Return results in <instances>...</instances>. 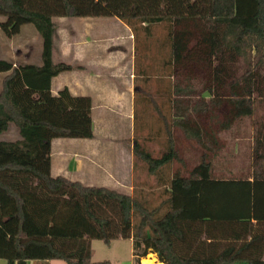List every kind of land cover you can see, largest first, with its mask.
<instances>
[{"label": "trees", "instance_id": "trees-1", "mask_svg": "<svg viewBox=\"0 0 264 264\" xmlns=\"http://www.w3.org/2000/svg\"><path fill=\"white\" fill-rule=\"evenodd\" d=\"M0 16L6 37L19 34L26 24L42 37L40 65L0 58L5 74L0 134L11 124L19 131L18 139L0 140V258L7 264L53 259L111 264L93 260L92 240L109 245L131 238L135 264L149 253L166 264H235L242 259L264 264V167L248 173L252 179L244 174L224 178L215 174L211 159L218 153L217 134L251 116L254 93L264 91V0H0ZM93 16L118 17L132 30L136 22L148 31L152 24L169 23L172 122L208 151L187 172L176 167L170 173L172 163H185L170 126L165 127L168 150L161 156L135 139V160L145 161L155 176L156 191L148 193L158 195L155 207L133 193L51 172L54 139L94 137L91 99L74 96L66 87L52 92L54 77L77 68L53 61L54 18ZM193 79L210 93L208 107L187 100ZM203 106L223 113L217 130L200 119ZM259 136L251 162L256 168L264 159V135ZM236 227L244 230V240L238 246L223 243Z\"/></svg>", "mask_w": 264, "mask_h": 264}, {"label": "crops", "instance_id": "crops-1", "mask_svg": "<svg viewBox=\"0 0 264 264\" xmlns=\"http://www.w3.org/2000/svg\"><path fill=\"white\" fill-rule=\"evenodd\" d=\"M3 20L0 19V21ZM54 21L57 29L54 34L53 61L55 63L64 62L77 68L54 77L52 92L57 94L66 87L74 96H85L91 99L94 137L54 139L51 149L52 175H63L85 185L105 186L132 194L134 188L132 184L130 186L129 177L132 178L135 162L134 102L138 86H135L134 42L129 38H126L125 42V34L133 32L126 23L114 16L55 17ZM22 29L23 26L21 31ZM119 31L122 35H119ZM40 39L41 44L38 45V49H35L33 43H28L23 49L16 48L15 45L14 47L6 45L10 47V51H3L0 45V58L12 60L15 64L40 65L42 63V37ZM4 77L5 74L0 73V92ZM130 100L133 105L129 109L123 104ZM126 123L129 125H125ZM128 126H130L129 137L126 136ZM12 128L19 134L15 126H10L9 130ZM122 128L124 130H121ZM158 134L160 136L161 132L159 131ZM167 139L168 137L165 141ZM147 144H151L150 138L144 137L143 146L146 149ZM172 166L174 170L170 173L175 171L176 161L172 163ZM244 175L252 179L250 175ZM234 176L241 178L240 175ZM124 186H129L130 191L123 190ZM227 234L231 237H224L223 243L238 246L244 240V230L241 228H233ZM250 237L249 235L247 240H250ZM119 239L111 241L109 248L113 249V243ZM125 239L128 242L118 244L110 252L111 257L103 260H108L111 264H135L132 239ZM154 258H156L155 255L150 253L141 258V263L145 264V259ZM55 260H31L27 264H61L59 261L62 260ZM157 263L166 264L159 259L152 264ZM0 264H7V260L0 258ZM235 264L250 263L242 259Z\"/></svg>", "mask_w": 264, "mask_h": 264}, {"label": "rangeland", "instance_id": "rangeland-1", "mask_svg": "<svg viewBox=\"0 0 264 264\" xmlns=\"http://www.w3.org/2000/svg\"><path fill=\"white\" fill-rule=\"evenodd\" d=\"M0 19L5 18L0 16ZM134 27V30L131 29L133 32L132 34L129 32L125 34V42L126 38L134 42L136 54L135 86H138V90L135 93L134 102L136 113L134 138L143 146L144 137H149L151 144H147V149L152 151L154 156H161L168 150L165 143L167 135L164 133L165 127L170 126L174 132L177 149L185 160V163L182 164L180 161H176V167L177 169L179 167L181 169L182 167V171L185 173L187 172L186 168L189 169L198 163L201 159V154L208 150L198 143L196 139L186 137L184 131L172 122L173 117L171 116L169 98L175 95L173 92L171 93L170 88L173 86L175 78L172 75V67L169 65V62H167L169 57L167 50L168 33L170 29L169 23L152 24L149 27V31L141 22H136ZM120 34L122 35L121 31H119V35ZM40 38V33L32 24L24 25L22 31L12 38H7L0 29V45L3 51H10V47H14L13 45H15L16 48L23 49L26 48L28 43H33L35 49H38V45L41 44ZM238 64L239 63H237V66ZM261 70L264 72V66ZM193 80L194 83L189 87L190 94L187 100H190L192 105L197 104V106L198 102L201 100L204 101L208 107V104H210L209 101L211 100L210 93L203 90V85L198 83L199 79ZM261 87L263 88V85H261ZM202 96L205 99H202ZM253 98V114L251 116L239 118L230 129L222 130L217 134L219 139V143L217 144L218 153L211 156L215 164L216 175L230 176L248 173L252 174L254 173V169L260 172L261 170L259 168L264 167V159L259 162L258 168H256L257 166L255 167V165L251 167L253 143L256 141L258 132L260 136L261 134L264 135V91L254 93ZM123 105L130 109L133 104L130 100ZM207 107H202L200 119L210 122V130H217L219 126L217 122L223 118V113L213 107L208 110ZM195 113L196 111L193 110L192 107L191 115L193 118L196 116ZM163 116H166V119H164ZM125 125H129V123ZM125 125L123 127H125ZM10 126L15 125L11 124ZM128 128V131H126L127 137L130 136V126H128ZM149 129L151 130L150 133ZM121 130L124 129L122 128ZM159 131L161 132L160 136L158 134ZM17 138H19V134L13 128L8 132L6 131L0 134V140H15ZM124 141L127 142L128 140ZM127 143L129 144L130 141ZM206 143L208 144V140H206ZM212 145L214 147V144ZM213 151H215V148L210 150V152ZM129 165L131 164L129 163ZM130 178L131 177H129L130 186L131 184L133 185L134 189L132 193L134 195L146 200L150 206L155 207L159 205L160 199L156 197L158 196L157 194L155 196L154 194L152 196L148 195L149 192L154 193V191H156V189L152 187L155 185L156 181L155 176L149 173L148 164L145 161L135 160L133 175L132 178ZM123 190L130 191L129 186H124ZM122 242L126 243L128 241L126 239H119L113 243V249H110L105 241L101 239L92 240L93 259L103 260L111 257L109 256L110 252L113 251L118 244H122ZM153 254L158 259V255L156 253ZM59 262H61V264H67L64 261Z\"/></svg>", "mask_w": 264, "mask_h": 264}, {"label": "bare ground", "instance_id": "bare-ground-1", "mask_svg": "<svg viewBox=\"0 0 264 264\" xmlns=\"http://www.w3.org/2000/svg\"><path fill=\"white\" fill-rule=\"evenodd\" d=\"M157 259L154 258V259H145L144 260V263L145 264H151V263H156ZM157 264H161V263H157Z\"/></svg>", "mask_w": 264, "mask_h": 264}]
</instances>
